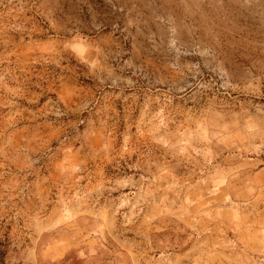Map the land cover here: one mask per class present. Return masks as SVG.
<instances>
[{"label":"rangeland","instance_id":"1","mask_svg":"<svg viewBox=\"0 0 264 264\" xmlns=\"http://www.w3.org/2000/svg\"><path fill=\"white\" fill-rule=\"evenodd\" d=\"M0 264H264V0H0Z\"/></svg>","mask_w":264,"mask_h":264}]
</instances>
